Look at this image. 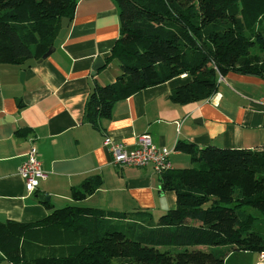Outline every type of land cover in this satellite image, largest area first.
Instances as JSON below:
<instances>
[{
    "label": "trees",
    "instance_id": "trees-1",
    "mask_svg": "<svg viewBox=\"0 0 264 264\" xmlns=\"http://www.w3.org/2000/svg\"><path fill=\"white\" fill-rule=\"evenodd\" d=\"M113 1L120 30L105 61H116L120 73L95 83L85 101L82 119L94 127L117 101L173 78L185 81L169 98L187 104L215 94L228 72L264 76V0ZM76 2L0 0V63L41 58ZM175 150L190 165L160 173L176 204L157 219L146 209L80 204L100 184L89 177L72 192V204L40 220L0 221V264H224L233 251L264 252V147L199 148L180 140Z\"/></svg>",
    "mask_w": 264,
    "mask_h": 264
},
{
    "label": "crops",
    "instance_id": "crops-1",
    "mask_svg": "<svg viewBox=\"0 0 264 264\" xmlns=\"http://www.w3.org/2000/svg\"><path fill=\"white\" fill-rule=\"evenodd\" d=\"M119 20L113 0H77L50 56L37 60L21 79L23 64L0 63V221L40 220L56 206L72 204V192L95 176L100 184L80 204L126 213L146 209L154 219L175 207V192L161 188V175L152 166L111 162L106 137L133 148L137 136L149 133L156 145L171 150L172 169L190 165L189 155L175 150L180 140L199 148L264 147V76L228 72L218 78L215 94L187 104L169 98L185 81L173 78L117 101L99 127L83 121L93 85L112 82L119 74L114 60L105 61L119 36ZM98 57L104 66L93 71ZM31 146L46 177L29 194L18 168ZM40 194L49 200H39ZM237 253L249 264L260 258L253 251Z\"/></svg>",
    "mask_w": 264,
    "mask_h": 264
},
{
    "label": "built area",
    "instance_id": "built-area-1",
    "mask_svg": "<svg viewBox=\"0 0 264 264\" xmlns=\"http://www.w3.org/2000/svg\"><path fill=\"white\" fill-rule=\"evenodd\" d=\"M103 145L110 154L111 162L116 166L144 167L150 165L159 174L171 169L169 161L171 150L156 145L149 133H142L137 136L136 146L133 148L109 137L104 139ZM18 171L29 194L36 189L39 180L46 177L34 147L31 146L26 152L25 160L19 166ZM256 264H264V252L260 253V258Z\"/></svg>",
    "mask_w": 264,
    "mask_h": 264
},
{
    "label": "water",
    "instance_id": "water-1",
    "mask_svg": "<svg viewBox=\"0 0 264 264\" xmlns=\"http://www.w3.org/2000/svg\"><path fill=\"white\" fill-rule=\"evenodd\" d=\"M70 19L67 17H63L61 20V26H60V30L55 38V40L53 41V43L49 46V48L47 49V51L41 56V58L38 59V61H42L43 59L47 58L48 56H50L56 49V47L59 45L61 39L63 38L68 24H69ZM37 60L31 58L29 60H27L25 63H23L22 65V71L20 73V79L24 76V72L27 68L29 67H33L36 64ZM104 63L101 57H98L95 60V65H94V69L93 71L98 70L99 68L103 67ZM39 200H49L48 196H45L43 194L38 195Z\"/></svg>",
    "mask_w": 264,
    "mask_h": 264
},
{
    "label": "rangeland",
    "instance_id": "rangeland-1",
    "mask_svg": "<svg viewBox=\"0 0 264 264\" xmlns=\"http://www.w3.org/2000/svg\"><path fill=\"white\" fill-rule=\"evenodd\" d=\"M115 62V64H117V62L116 61H114ZM120 73V72H119ZM194 164H191V166H193ZM65 205H67V204H60L59 206H56L57 208H60V207H63V206H65ZM246 210L248 211L249 210V212L253 215V216H259V213L257 212V210H254V209H252V208H250V207H246ZM156 217V216H155ZM200 248H202V249H207V247L206 246H199ZM238 251H235V255H233L232 257H231V259H230V264H249L248 262H246V260H245V258L244 257H242V255L241 254H239V253H237ZM259 259V258H258ZM257 259V260H258ZM112 264H121V263H119V260L117 259V258H114V259H112Z\"/></svg>",
    "mask_w": 264,
    "mask_h": 264
}]
</instances>
